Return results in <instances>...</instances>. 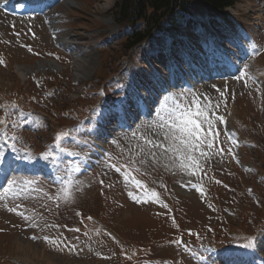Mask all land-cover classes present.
<instances>
[{"label": "rangeland", "instance_id": "374dc122", "mask_svg": "<svg viewBox=\"0 0 264 264\" xmlns=\"http://www.w3.org/2000/svg\"><path fill=\"white\" fill-rule=\"evenodd\" d=\"M237 1L233 8L225 10V20L235 29L236 23L245 24V28L252 33L255 45L259 50H264V0ZM115 2L116 0H62L49 12L50 26L59 32L56 39L51 38L40 19L14 20L2 18L3 15L0 14V28L6 19L15 25V30L4 29V34L3 29H0V57L4 56L6 63L4 66L0 65V90L13 83L14 88L25 98L24 105L41 110L49 118L46 127L36 126L33 133H20L21 146L27 148L28 145L33 150L40 149L44 142L53 140L54 131L60 127L71 126L74 119L62 115L58 118L54 112L71 110L74 112L73 117L76 119L81 117L79 110L84 111L85 108L82 106L90 101L85 96L89 90L85 87L86 82L91 81L94 87L90 90H96L100 84L107 85L112 72L120 67L122 59L119 56L120 52L115 49V44L99 46L103 39L115 34L117 30L110 15ZM220 24L224 30V23L221 20ZM31 28L34 29L33 35L29 33ZM227 30L225 26V30L219 32V35L228 39L224 41L225 46L220 44L228 52L231 51L228 46L231 34L225 32ZM196 43H199L198 37ZM159 48L160 50L163 48L162 44ZM170 49L176 51L172 45ZM197 49L199 52H205L207 47L200 43ZM184 51L188 53L189 49L180 51L181 57H184ZM155 52L153 49L154 55L151 56L148 48L142 47L137 56L134 57V53L126 56L128 61L133 60L135 63L134 75L151 70L148 62L154 66L159 65L160 61L156 60ZM228 53L232 55L235 52ZM145 55L146 61L143 60ZM231 55L228 59L235 62V66L243 65ZM62 56L64 59L61 61ZM156 56L160 59L159 54ZM200 62L196 61V65ZM183 65L186 68L188 66ZM199 67L204 71L208 69V65L202 62ZM252 67L257 79L264 84V55L254 61ZM35 74L37 77L59 74L63 78L61 85L66 87L68 93H62L55 88L54 94L50 96L51 100H56L61 105L56 103L51 108L46 107L49 102L42 97V88L32 82V75ZM96 79L99 80L98 83ZM150 81L148 78L147 82ZM208 83L196 87L193 92L206 95L214 103L219 104L217 112L225 110L221 96L225 92L230 93L226 98L234 96L233 100L237 101L238 110L246 118L250 117L252 129L257 135L255 141H264V94H262L264 92L259 96V92L252 85L241 79L227 82L209 80ZM56 84H59V81ZM129 91L133 96L135 89L131 88ZM164 96L162 95L160 100ZM17 99H20L19 96ZM148 123L149 121L139 125L135 123L136 127L129 133H111L110 138H106L109 140L106 146L111 149L96 171L83 173L79 178L72 177L74 186L72 185L70 198L57 200L56 197L62 187L53 186L40 179L39 186L42 192H33V195L41 203L46 202L53 208V213L48 212L46 217H39V213L32 212L34 215L32 220L20 219L13 211H9L15 208V204H19L20 199L2 195L0 264H47L32 256L34 253L32 248L25 250L27 253L24 254V251L19 249L18 240L30 244L33 248L40 246L45 248L47 254L53 257V264H201L199 259L201 254L196 252V247L214 241L221 246L223 244H220V241L227 240L225 231L235 229L240 238L253 236L256 240L254 248L258 254L264 256V209L258 207L259 201L237 192L253 186L264 204V183L256 178L245 177L240 169L232 164L227 154L215 155L211 157L210 162H202L203 172L196 176L182 174L172 166L171 161L159 156V149L153 150L157 152V157L151 159L142 137L148 139L157 137L147 127ZM94 129L102 136V140L105 139L104 132L102 130L99 132L96 122ZM238 129H241L240 126ZM134 132L137 134L135 137ZM95 136L94 133L90 137L94 139ZM221 141V146L226 152L228 146L222 135ZM257 144L261 150L243 153L244 163L252 169L249 177H252L256 166L259 170L264 169V145ZM141 148L144 149L143 153L140 152ZM110 164H116L117 167L128 165L127 171L139 179L149 192L154 191L152 187L155 189L157 193L155 199L158 202L139 204L134 202L129 193L135 195L142 193L137 192L132 183L124 181L123 171H115ZM201 179H205L213 187L211 201L205 199L204 192L201 197L191 188V184ZM223 180L227 183L226 187L229 186L231 190L222 188ZM206 184L202 181V185ZM223 203L234 207L233 215L224 216L223 207H218L214 213L212 208ZM161 204L166 207H162ZM34 206L30 200L22 204L26 210H34ZM255 215L261 219L259 223L254 222ZM230 224L235 229L230 227ZM74 226L79 229L77 231L79 235L72 231L75 229ZM109 232L116 233L121 241H112L108 237ZM189 232L192 235H189ZM30 236L35 239H30ZM45 237L48 240H45ZM177 239L184 242L180 245L183 248L180 249L181 254L178 253L176 247L178 245L174 243ZM91 244L100 250H95ZM184 245L191 251H185ZM205 263L211 264L208 261Z\"/></svg>", "mask_w": 264, "mask_h": 264}, {"label": "snow or ice", "instance_id": "6c2138e0", "mask_svg": "<svg viewBox=\"0 0 264 264\" xmlns=\"http://www.w3.org/2000/svg\"><path fill=\"white\" fill-rule=\"evenodd\" d=\"M255 48V45H252ZM31 51V48L28 49ZM208 55L219 58L221 62L227 64L230 63L228 57L231 55L223 48L222 45L212 44L209 46ZM3 61H0L2 64ZM246 73L240 72V75L236 79H244ZM251 79V77H248ZM127 104V99L118 100L116 105L118 109H123ZM15 104L3 105L0 104V143L5 147L15 152V156L6 155L3 149H0V173L5 176L7 187L5 193L14 191L19 188L31 189L33 185L37 183L35 180L24 179L18 181L16 177L8 179L10 172H16L18 170H35L42 171L49 164L55 166L57 170H60L58 158L60 154L79 157V152L69 151L64 147L63 142L72 137L74 143H81L76 137L72 136V131L79 133L80 128H75L72 131L64 130L57 132L53 138V143L48 145L47 148L39 154H33L30 150L20 149L16 147V143L19 137L15 135V129L21 126V122L17 119H13V113L10 109H15ZM219 104L213 102V100L202 94H197L191 89L181 90L178 95H165L160 100L158 106L155 107L154 118L149 121L147 127L155 133L156 139H148L142 137L144 145H146L150 158L155 159L157 152L153 151L159 149V156L164 159L171 161L174 168L178 169L182 174L189 176H196L198 173L203 172V163L210 162L212 156L225 154L236 159L233 154L232 148L238 146V141L234 138V134L224 132V137L229 143V147L225 152V149L221 146V130L218 129L219 125L226 123L223 116L217 115ZM15 115H22L17 112ZM116 117L112 113H103L100 115L99 123H104L115 119ZM39 124V121H37ZM9 129L12 130V134H9ZM137 134L134 132L133 136ZM144 149L141 148L140 152L143 153ZM143 163V161H140ZM110 167L115 169L117 172L123 171V179L126 183H132L134 189L137 192L142 193L141 195H135L132 192L129 193V197L136 203H149L158 202L157 193L155 191L149 192L146 186L139 180L136 179L131 173L127 171L128 165H120L117 167L116 164H110ZM78 167L67 166L65 169L66 179H63V186L60 189V194L56 197L59 199H68L72 194L73 179L71 173L78 171ZM61 179V177H57ZM219 183V181H217ZM196 187V185H193ZM197 191H200L201 195H204L203 191L197 187ZM3 196H0V200ZM162 207L166 205L161 204ZM16 208H11L9 211L17 212V214L23 216L25 220H30L31 217L25 216L24 213L18 212ZM79 215V213H78ZM89 219H91L89 217ZM72 231H79V229H73ZM189 235H192L189 232ZM35 239V237H32ZM45 240H48L45 237ZM51 243H57V241H50ZM176 245H183L182 239H177L174 242ZM256 245L255 238H248L245 243L238 245L241 249H252ZM185 251H191L186 245H184ZM71 250V249H70ZM247 255L245 252H237L232 249H224L221 253L220 264H245L242 259ZM201 264H205L204 257L200 258Z\"/></svg>", "mask_w": 264, "mask_h": 264}, {"label": "trees", "instance_id": "16d2710c", "mask_svg": "<svg viewBox=\"0 0 264 264\" xmlns=\"http://www.w3.org/2000/svg\"><path fill=\"white\" fill-rule=\"evenodd\" d=\"M237 0H117L112 8L113 20L130 30L124 42L123 54L149 39L154 31L166 25L177 28L184 17L196 9L211 15L233 7Z\"/></svg>", "mask_w": 264, "mask_h": 264}, {"label": "bare ground", "instance_id": "6f19581e", "mask_svg": "<svg viewBox=\"0 0 264 264\" xmlns=\"http://www.w3.org/2000/svg\"><path fill=\"white\" fill-rule=\"evenodd\" d=\"M155 70H157V69L155 68ZM190 82L193 83V80H190ZM17 244L19 245V249L21 251H24V254L27 253L25 250H32L33 249L34 253H32V256H34V258H36L40 261H43L47 264H53V262H54L53 257L51 256V254H47V250L45 248H43L42 246H40L41 249L38 247L33 248L30 244L23 243L20 240H18Z\"/></svg>", "mask_w": 264, "mask_h": 264}]
</instances>
